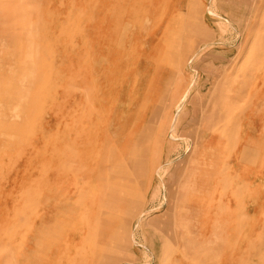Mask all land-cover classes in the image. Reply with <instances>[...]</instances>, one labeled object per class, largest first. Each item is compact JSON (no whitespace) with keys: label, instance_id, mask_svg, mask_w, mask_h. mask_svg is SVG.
I'll return each mask as SVG.
<instances>
[{"label":"rangeland","instance_id":"1","mask_svg":"<svg viewBox=\"0 0 264 264\" xmlns=\"http://www.w3.org/2000/svg\"><path fill=\"white\" fill-rule=\"evenodd\" d=\"M129 1L0 0V264H264V0Z\"/></svg>","mask_w":264,"mask_h":264},{"label":"bare ground","instance_id":"2","mask_svg":"<svg viewBox=\"0 0 264 264\" xmlns=\"http://www.w3.org/2000/svg\"><path fill=\"white\" fill-rule=\"evenodd\" d=\"M130 1H131V3H133V0H130ZM130 1H129V2H130ZM131 3H130V4H131ZM125 6H126V5H125ZM126 7H127V6H126ZM130 11H131V8H127V10H126V12H127V13H126V17H128V18H130V19L132 20V19H133V15H132V13H131ZM124 12H125V11H124ZM124 15H125V14H124ZM130 24H131V21L129 22L128 25H130ZM166 42H167V41H166ZM173 42H174V40H173ZM164 43H165V42H164ZM169 44H171V43H169ZM169 46L171 47V45H169ZM168 48H169V47H168ZM168 48H167V49H168ZM169 49H170V48H169ZM168 51H169V50H168ZM169 52H170V51H169ZM163 56H164V55H163ZM193 58H194V57H193ZM170 59L172 60V58H170ZM119 64H120V63H119ZM109 78H110V77H109ZM109 78H108V79H109ZM110 79H111V78H110ZM109 81H110V80H109ZM194 82H195V81H194ZM187 90H189V89H187ZM108 96H109V95H108ZM184 96H186V95H184ZM183 98H185V97H183ZM183 98H182V99H183ZM110 99H111V98H110ZM118 100H119V99H118ZM116 101H117V99H116ZM119 102H121V101H119ZM180 102H181V104H182L183 100L180 101ZM113 103H114V102H113ZM115 103H116V102H115ZM181 104H180V105H181ZM96 105H97V103H96ZM120 106H121V104H120ZM126 107H127V106H126ZM180 107H181V106L178 107V109H177V113L175 112V113L177 114V115L175 116L176 118H177V116H178V112H179V110H180ZM112 108H113V107H112ZM117 111H118V110H117ZM175 113H174V114H175ZM171 124H172V123H171ZM170 126H171V125H170ZM172 127H173V126H172ZM172 129H173V128H172ZM172 135H173V134H171V136H172ZM172 138H173V137H172ZM156 172H157V171H156Z\"/></svg>","mask_w":264,"mask_h":264}]
</instances>
